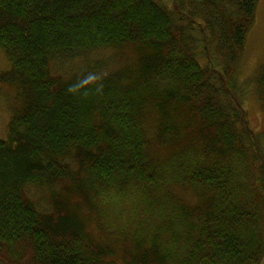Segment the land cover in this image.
<instances>
[{
  "label": "trees",
  "instance_id": "1",
  "mask_svg": "<svg viewBox=\"0 0 264 264\" xmlns=\"http://www.w3.org/2000/svg\"><path fill=\"white\" fill-rule=\"evenodd\" d=\"M259 2L0 0V83L20 99L0 139V262L264 264V133L236 79ZM105 49L137 56L52 73ZM254 80L264 108V63Z\"/></svg>",
  "mask_w": 264,
  "mask_h": 264
},
{
  "label": "rangeland",
  "instance_id": "2",
  "mask_svg": "<svg viewBox=\"0 0 264 264\" xmlns=\"http://www.w3.org/2000/svg\"><path fill=\"white\" fill-rule=\"evenodd\" d=\"M137 53L133 49L113 50L105 49L73 58L57 57L52 61V73L65 79L74 73L86 71L93 77L107 75L127 63L136 59ZM264 63V0L257 6L254 26L248 33L245 51L240 60L236 79L242 89L243 104L247 110L251 127L256 132L264 133V108L259 99L255 79L259 66ZM10 69V62L6 54L0 49V74ZM255 81V80H254ZM227 109L232 111L229 101L223 98ZM18 93L13 86L0 83V139H7L8 125L13 111L18 108ZM264 151V136L261 138ZM28 197L42 212L50 211L46 193L35 187L27 188ZM0 264H4L0 262Z\"/></svg>",
  "mask_w": 264,
  "mask_h": 264
}]
</instances>
